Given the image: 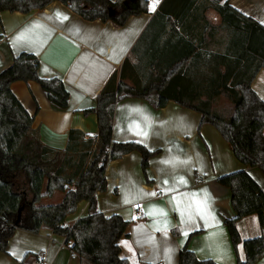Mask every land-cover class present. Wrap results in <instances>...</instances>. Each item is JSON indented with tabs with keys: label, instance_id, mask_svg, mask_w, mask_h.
<instances>
[{
	"label": "crops",
	"instance_id": "0c3cea01",
	"mask_svg": "<svg viewBox=\"0 0 264 264\" xmlns=\"http://www.w3.org/2000/svg\"><path fill=\"white\" fill-rule=\"evenodd\" d=\"M147 1L148 12L129 16L122 26L85 20L58 1L30 13L0 12V71L14 56L29 52L39 59L38 75L60 78L69 93L68 107L58 109L37 82L10 84L11 92L33 116L32 128L43 145L64 149L70 129L96 135L95 114L83 110L94 106L96 95L113 74L122 73L126 83L140 87L154 79L153 70L172 64V96L187 99L202 94L204 98L203 94L215 89L210 79L224 71L223 54L243 53V37L250 31L241 29V15L264 26V0H227L232 10H225L223 18L217 8L225 0ZM251 88L264 101V66L255 74ZM200 119L199 112L173 99L160 108L138 97L115 104L112 139L159 150L149 159L146 174L138 151L109 161L106 189L96 193L99 211L129 221L118 240L126 264H177L184 245L197 258L217 264L244 259L242 243L234 248L224 225L226 218L235 215L230 190L216 179L243 170L264 192V175L236 159L217 129L200 124ZM181 177L186 183L179 182ZM152 192L156 195H147ZM55 195V201H50ZM62 196L57 191L42 202L56 203ZM87 205L79 202L65 225L84 216ZM236 227L241 240L264 237V225L260 227L256 214L242 217ZM63 240L46 228L38 232L16 229L7 253L0 252V264H22L26 253L37 256L34 264L38 257L43 264H90L72 254ZM255 264H264V255Z\"/></svg>",
	"mask_w": 264,
	"mask_h": 264
},
{
	"label": "trees",
	"instance_id": "16d2710c",
	"mask_svg": "<svg viewBox=\"0 0 264 264\" xmlns=\"http://www.w3.org/2000/svg\"><path fill=\"white\" fill-rule=\"evenodd\" d=\"M54 1L68 6L85 20L111 21L116 26L124 25L131 15L148 12L147 0H0V12L30 13ZM217 9L222 18L225 10H232L227 0ZM241 18L244 21L241 29L250 31L243 34V53L223 54L224 71L219 70L216 78L210 79L216 83L215 89L203 94L204 98H200L202 94H192L187 99L172 96V64L164 70H153L156 71L154 79L140 87L126 83L122 73L113 74L96 95L94 106L83 110L84 114H95L96 135L86 136L78 129H70L62 150L42 144L32 128L33 116L11 92L10 84L33 80L53 107L65 109L69 93L63 81L58 77H40L36 55L21 52L14 56L11 64L0 71V252L7 253L8 241L16 229L38 232L46 228L62 236L70 252L82 261L126 264L120 256L118 240L129 221L118 214L105 215L99 211L96 193L106 189L105 168L109 161L138 151L141 169L146 174L149 159L159 152L136 141L112 139L115 104L128 97L144 98L156 108L173 99L199 112L200 124L213 125L229 143L236 159L246 166L257 167L264 175V101L251 88L255 74L264 66V26L252 18L242 15ZM220 95L233 105L229 114H220L213 106ZM93 144L97 148L91 150ZM216 181L228 187L231 194L235 215L226 218L224 225L233 247L242 243L245 255L236 264H255L264 255V237L241 240L236 222L256 214L263 227L264 192L243 170L222 175ZM57 191L63 193L60 201L42 202ZM81 201L88 204L86 214L72 225H65L68 215L76 211ZM19 208L22 209L17 221ZM35 257L26 253L21 263L34 264ZM36 261H40L39 257ZM177 264L217 263L197 258L184 245L178 252Z\"/></svg>",
	"mask_w": 264,
	"mask_h": 264
},
{
	"label": "rangeland",
	"instance_id": "374dc122",
	"mask_svg": "<svg viewBox=\"0 0 264 264\" xmlns=\"http://www.w3.org/2000/svg\"><path fill=\"white\" fill-rule=\"evenodd\" d=\"M213 106L216 108V110H218L220 112V114L222 113V114L226 115V114H229L231 112L233 105H232L230 100H228L224 96L220 95V96H217L216 99L214 100ZM90 148H91V150H93L94 148H97V146H95V144H93ZM57 196L58 195H55V197L52 198L50 201H55Z\"/></svg>",
	"mask_w": 264,
	"mask_h": 264
},
{
	"label": "snow or ice",
	"instance_id": "6c2138e0",
	"mask_svg": "<svg viewBox=\"0 0 264 264\" xmlns=\"http://www.w3.org/2000/svg\"><path fill=\"white\" fill-rule=\"evenodd\" d=\"M154 8H155V2L152 4V7H151L150 10H154ZM56 15L62 17V19H64V20H67V19H68L67 16H65V15H63V14H61V13H59V12H57ZM19 38H22V37H18V39H19ZM144 135H147V134L144 133ZM179 182H180V183H186V181H184L183 177L180 178V181H179ZM165 183H167V181H165ZM165 191H171V189H166ZM147 195H156V193H155V192L147 193ZM148 214H149V215H153V213H151V212L148 213ZM159 214H160V215H165V213H164L162 210H159ZM182 215H183V213H182ZM185 235H187V233H185ZM123 243H126V242H123Z\"/></svg>",
	"mask_w": 264,
	"mask_h": 264
},
{
	"label": "water",
	"instance_id": "95a60500",
	"mask_svg": "<svg viewBox=\"0 0 264 264\" xmlns=\"http://www.w3.org/2000/svg\"><path fill=\"white\" fill-rule=\"evenodd\" d=\"M110 13H112V11H110ZM21 209H22V208H19V209H18V213H17V221L19 220L20 213H21Z\"/></svg>",
	"mask_w": 264,
	"mask_h": 264
},
{
	"label": "built area",
	"instance_id": "2783aa9c",
	"mask_svg": "<svg viewBox=\"0 0 264 264\" xmlns=\"http://www.w3.org/2000/svg\"><path fill=\"white\" fill-rule=\"evenodd\" d=\"M35 264H43L41 261H36Z\"/></svg>",
	"mask_w": 264,
	"mask_h": 264
}]
</instances>
